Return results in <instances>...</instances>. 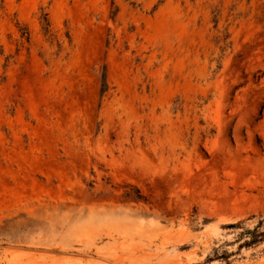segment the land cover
<instances>
[{
    "label": "rangeland",
    "instance_id": "rangeland-1",
    "mask_svg": "<svg viewBox=\"0 0 264 264\" xmlns=\"http://www.w3.org/2000/svg\"><path fill=\"white\" fill-rule=\"evenodd\" d=\"M259 222L264 0H0V264H264Z\"/></svg>",
    "mask_w": 264,
    "mask_h": 264
},
{
    "label": "trees",
    "instance_id": "trees-1",
    "mask_svg": "<svg viewBox=\"0 0 264 264\" xmlns=\"http://www.w3.org/2000/svg\"><path fill=\"white\" fill-rule=\"evenodd\" d=\"M49 23L46 20V26H45V30L47 31V27H48ZM106 89V77H105V71L102 73L101 75V88L100 91L104 92ZM139 197V196H136ZM241 223V221H238L236 223L233 224H229V226H238ZM261 222H259V224H257V226L252 229V230H247L248 235H246V237H248L247 239L244 240L243 243H245L246 245H252L255 244L257 242H259L260 240H262V238H264V230H260L259 226H260Z\"/></svg>",
    "mask_w": 264,
    "mask_h": 264
}]
</instances>
